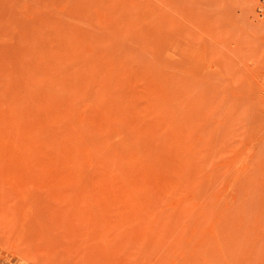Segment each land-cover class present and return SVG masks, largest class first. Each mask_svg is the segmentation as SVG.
<instances>
[{
	"label": "rangeland",
	"instance_id": "1",
	"mask_svg": "<svg viewBox=\"0 0 264 264\" xmlns=\"http://www.w3.org/2000/svg\"><path fill=\"white\" fill-rule=\"evenodd\" d=\"M0 264H264V0H0Z\"/></svg>",
	"mask_w": 264,
	"mask_h": 264
}]
</instances>
